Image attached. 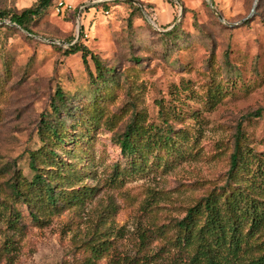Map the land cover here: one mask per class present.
<instances>
[{"label":"rangeland","instance_id":"1","mask_svg":"<svg viewBox=\"0 0 264 264\" xmlns=\"http://www.w3.org/2000/svg\"><path fill=\"white\" fill-rule=\"evenodd\" d=\"M35 1L0 0V264H82L100 241L107 249L95 264L142 253L143 264L163 263L173 255L167 225L233 187L226 173L238 122L246 150L237 184L251 176L263 184L264 0H64L72 8L62 14L51 0L27 31L9 22ZM73 43L98 66L64 54ZM131 122L148 141L159 135L154 146L132 137L145 147L142 163L115 144ZM50 158L78 181L67 184L64 173L59 188L45 179ZM14 173L22 190L43 188L41 200L15 193ZM82 185L91 194L68 200Z\"/></svg>","mask_w":264,"mask_h":264},{"label":"trees","instance_id":"2","mask_svg":"<svg viewBox=\"0 0 264 264\" xmlns=\"http://www.w3.org/2000/svg\"><path fill=\"white\" fill-rule=\"evenodd\" d=\"M51 0H36L31 6L25 7L16 13L8 14L10 23L21 29H27V23L32 17L39 15L43 10L49 7ZM75 10V9H74ZM83 10L79 12L82 13ZM3 13H0V18ZM149 21H152L149 19ZM153 22V21H152ZM80 52L83 63H86V57L98 66V59L95 55L87 53V49L83 45L73 43L63 51L64 54ZM109 71V68L106 69ZM89 73V71H88ZM102 73L98 69L96 77H101ZM58 98H61V92H55ZM239 122L235 128L232 151L229 154L227 180L232 183L230 189L220 188L218 192L209 193L205 197L196 201L193 205L186 208L185 214L179 220H175L167 225V228L173 230V235L164 243L167 250H171L173 255L165 259L163 263L154 264H264V238L258 239V236L264 232V177L263 184L257 186L253 183L254 178L251 176L249 181L240 183L237 176L244 171L245 162L243 160V151L246 150L239 143ZM53 137H58L55 128L50 129ZM149 146H154L159 141L157 132L152 133L150 141L149 137L144 136L141 131L135 127L132 122L126 126L116 138L117 145L121 155L137 156L141 163L144 161L142 155L143 145L138 143L133 136H139ZM168 146L167 143L164 145ZM149 150V149H148ZM41 149L32 151L28 156V164L34 169L38 168L34 165V160L41 156ZM53 168L46 175L48 181H55V187L61 188L64 179V173H68L70 183H76V173L72 167L64 172L58 163L50 158ZM139 166H133L130 170H116L110 176L111 182H120L124 177L132 176V172H138ZM36 179H40V175H35ZM20 175L14 173L12 177V188L17 194L25 196L24 199L30 200L36 198L41 200L44 190L39 185H29L25 189L20 188ZM68 185V186H69ZM228 192L225 196L224 192ZM91 188L85 185L79 189H70L68 200L81 202L85 196L91 194ZM47 198L52 200L47 194ZM17 216L16 213H13ZM163 225L156 229H162ZM163 231V230H162ZM161 234L163 235V232ZM138 243L136 244V252L143 250L145 237L142 233L138 234ZM107 249L104 241L92 245L89 256L82 264H95L94 261L101 257L102 253ZM143 257L146 254L132 256V259H111L107 264H143ZM151 258V257H150ZM142 259V260H141Z\"/></svg>","mask_w":264,"mask_h":264},{"label":"built area","instance_id":"3","mask_svg":"<svg viewBox=\"0 0 264 264\" xmlns=\"http://www.w3.org/2000/svg\"><path fill=\"white\" fill-rule=\"evenodd\" d=\"M71 8H72L71 5L69 3H66L64 0H57L53 3V6H52V10H53L54 14H58V13L62 14L63 12H65L67 10H71ZM77 10H79V12H80V8H78ZM79 12H78V14H79Z\"/></svg>","mask_w":264,"mask_h":264},{"label":"water","instance_id":"4","mask_svg":"<svg viewBox=\"0 0 264 264\" xmlns=\"http://www.w3.org/2000/svg\"><path fill=\"white\" fill-rule=\"evenodd\" d=\"M125 1H132V0H125ZM254 3H255V2H254ZM254 3H253V5H252V8H253V6H254ZM252 8H251V11H252ZM78 12H79V10L76 11V16H77ZM217 18L220 19V20H222V17H221L219 14H217Z\"/></svg>","mask_w":264,"mask_h":264},{"label":"bare ground","instance_id":"5","mask_svg":"<svg viewBox=\"0 0 264 264\" xmlns=\"http://www.w3.org/2000/svg\"><path fill=\"white\" fill-rule=\"evenodd\" d=\"M150 23H151V21H150Z\"/></svg>","mask_w":264,"mask_h":264}]
</instances>
